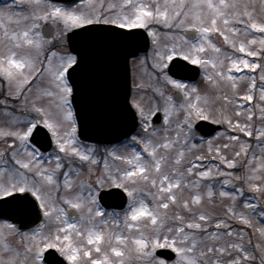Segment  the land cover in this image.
I'll return each instance as SVG.
<instances>
[{
	"label": "snow or ice",
	"instance_id": "6c2138e0",
	"mask_svg": "<svg viewBox=\"0 0 264 264\" xmlns=\"http://www.w3.org/2000/svg\"><path fill=\"white\" fill-rule=\"evenodd\" d=\"M0 264H264V0H0Z\"/></svg>",
	"mask_w": 264,
	"mask_h": 264
},
{
	"label": "water",
	"instance_id": "95a60500",
	"mask_svg": "<svg viewBox=\"0 0 264 264\" xmlns=\"http://www.w3.org/2000/svg\"><path fill=\"white\" fill-rule=\"evenodd\" d=\"M67 2H70V0H67ZM146 42L145 40H142L139 42L138 47L143 48L144 43ZM199 70L197 69L194 74L190 73L189 75L191 76L192 79H195L198 75ZM121 74L123 77L127 78L130 82V74H129V66H122L121 67ZM206 124V122H204ZM128 124H119V125H111L107 123H98L94 122L88 126V128L81 129L82 132L85 133V135L89 136L91 139L89 142L93 143H101V144H107V143H114L117 142V138L120 140L123 139L122 133L127 130ZM216 126H210L209 131L212 129H215ZM213 132V131H212ZM131 134V133H129ZM42 136V141H39L38 143L43 146L48 145V141L45 139L43 135ZM36 139V137L34 138ZM102 203L105 205L106 208H115L119 209L121 206V201L113 196H106ZM53 259L52 255L48 256L49 262Z\"/></svg>",
	"mask_w": 264,
	"mask_h": 264
},
{
	"label": "flooded vegetation",
	"instance_id": "af4514ba",
	"mask_svg": "<svg viewBox=\"0 0 264 264\" xmlns=\"http://www.w3.org/2000/svg\"><path fill=\"white\" fill-rule=\"evenodd\" d=\"M52 32H53V35H54L55 34V29L54 28L52 29ZM132 71L133 70L130 67V79H131V73H132ZM35 140L42 141V136H40V135L36 136V139ZM39 141H36V142H39ZM89 143H91V142H89ZM41 150L42 151H50L51 150V143H50V141H48V145L43 146Z\"/></svg>",
	"mask_w": 264,
	"mask_h": 264
},
{
	"label": "rangeland",
	"instance_id": "374dc122",
	"mask_svg": "<svg viewBox=\"0 0 264 264\" xmlns=\"http://www.w3.org/2000/svg\"><path fill=\"white\" fill-rule=\"evenodd\" d=\"M218 43H219V41H218ZM200 79V76H199V78L197 79V80H199ZM201 87H204V85L203 84H201ZM222 130V129H221ZM218 212L220 211L219 209L217 210Z\"/></svg>",
	"mask_w": 264,
	"mask_h": 264
}]
</instances>
